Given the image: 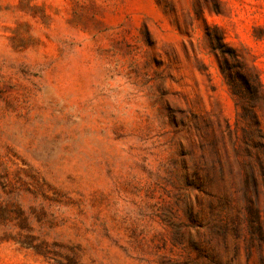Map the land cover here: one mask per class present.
Segmentation results:
<instances>
[{
  "label": "rangeland",
  "instance_id": "1",
  "mask_svg": "<svg viewBox=\"0 0 264 264\" xmlns=\"http://www.w3.org/2000/svg\"><path fill=\"white\" fill-rule=\"evenodd\" d=\"M0 264H264V0H0Z\"/></svg>",
  "mask_w": 264,
  "mask_h": 264
},
{
  "label": "trees",
  "instance_id": "2",
  "mask_svg": "<svg viewBox=\"0 0 264 264\" xmlns=\"http://www.w3.org/2000/svg\"><path fill=\"white\" fill-rule=\"evenodd\" d=\"M219 44L225 49L231 48L223 41L222 37H220V39H219ZM213 51H214V53L218 59L219 68L221 70V73L223 74L224 79L227 82V84L229 85L234 96H240L245 91L243 86H241V84L244 85L245 88L248 90L253 88L251 78L247 75V73H245L241 69V68H243L242 63L240 62V60L238 58H236L237 60L235 62L237 64H234L223 53H218L216 50V46L213 47ZM232 52L234 53V55L236 57V55H237L236 49L232 48ZM235 66L240 67V69L239 68L237 69ZM256 81H257L258 85L261 87V84L258 80V77H256Z\"/></svg>",
  "mask_w": 264,
  "mask_h": 264
}]
</instances>
